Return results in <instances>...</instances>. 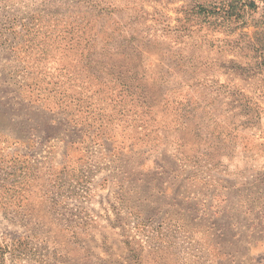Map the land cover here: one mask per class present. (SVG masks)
I'll use <instances>...</instances> for the list:
<instances>
[{
	"label": "rangeland",
	"instance_id": "rangeland-1",
	"mask_svg": "<svg viewBox=\"0 0 264 264\" xmlns=\"http://www.w3.org/2000/svg\"><path fill=\"white\" fill-rule=\"evenodd\" d=\"M0 264H264V0H0Z\"/></svg>",
	"mask_w": 264,
	"mask_h": 264
},
{
	"label": "crops",
	"instance_id": "crops-1",
	"mask_svg": "<svg viewBox=\"0 0 264 264\" xmlns=\"http://www.w3.org/2000/svg\"><path fill=\"white\" fill-rule=\"evenodd\" d=\"M240 157H242V156H240V154H238V157H237V159L239 160V159H240ZM235 159H236V157H235V158H233L232 160H229V163H232L233 161H235Z\"/></svg>",
	"mask_w": 264,
	"mask_h": 264
}]
</instances>
